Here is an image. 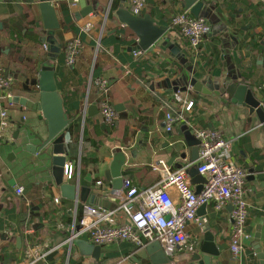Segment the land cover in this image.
<instances>
[{
  "label": "crops",
  "instance_id": "1",
  "mask_svg": "<svg viewBox=\"0 0 264 264\" xmlns=\"http://www.w3.org/2000/svg\"><path fill=\"white\" fill-rule=\"evenodd\" d=\"M145 1L139 15L149 14L156 25L175 31L167 33L169 47L153 46L151 51L134 55L137 37L113 16L122 0H89L92 6L98 5L84 17L79 14L81 0L76 4L51 0L60 24L52 36L43 27L40 0H0V68L4 75L7 69L13 79L12 97L38 99V72L50 58L57 91L71 118L67 160L74 163L75 177L65 182L79 180L81 186L90 188L91 199L97 196L100 207L107 209L116 207L120 196V191L112 194V184L104 174L116 151L126 155L123 178L146 188L160 179V173L151 167L159 160L170 170L195 161H191L192 147L179 129L186 120L199 128L218 130L230 142L234 161L245 170L249 205L245 228L252 237L233 255L229 249L231 205L216 209L209 202L202 218L198 216L201 223L186 225L189 247L169 253L159 242L160 248L150 247L156 241L142 246L123 241L101 246L97 256L83 255L77 246L70 247L74 240L70 244L66 240L73 222L82 215L83 205L99 203L65 197L51 175L50 148L37 153L26 149L27 145L29 150L32 146L35 149L46 134L39 112L5 99L0 100V109L7 113L6 128L0 131V264H184L187 254L202 243L205 226H209L219 250L218 256L211 257L215 264H257L252 247L257 231L264 253V124L254 112L232 103L222 92L228 82H241L264 105V0H203L215 8L208 20L210 32L196 51L171 25L172 16L184 10L182 0ZM123 6L130 10L127 0ZM84 27L88 31L83 32ZM76 36L83 45L74 64L68 65L64 45ZM44 39H53L55 45L51 46L59 52H49V43L41 42ZM192 77L208 85L211 93L191 89ZM100 78L109 86L108 103L120 109L115 110L118 119L113 126L105 124L99 112L103 97L95 81ZM165 79L177 86H167ZM176 96L191 99L194 105L171 132H166L165 113H179L182 108ZM94 107L97 113L91 110ZM81 158L86 163L81 164ZM98 180L103 185H97ZM192 184L194 189L200 185L193 178ZM18 186L23 188L22 195L15 192ZM168 193L175 204L179 202L174 187H169ZM75 239L89 242L85 237Z\"/></svg>",
  "mask_w": 264,
  "mask_h": 264
},
{
  "label": "built area",
  "instance_id": "2",
  "mask_svg": "<svg viewBox=\"0 0 264 264\" xmlns=\"http://www.w3.org/2000/svg\"><path fill=\"white\" fill-rule=\"evenodd\" d=\"M79 0H72V4ZM130 12L139 15L145 8V0H127ZM171 25L178 28L180 35L194 51L210 32L208 19L195 17L188 10H182L171 18ZM88 31L84 27L83 32ZM83 42L76 36L69 40L63 49L64 60L73 65L79 55ZM142 51H134V55ZM13 79L4 75L0 68V100L11 101ZM99 94L103 97L99 102L102 121L113 126L117 119L115 109L108 103V83L100 78L95 81ZM179 93V91L177 92ZM182 102L179 113L167 111L164 116V130L171 132L176 124L183 120V113H189L194 105L193 100L176 96ZM6 109H0V131L6 128ZM190 132L198 139V157L194 162L170 170L164 161L151 165L160 173V179L146 188H139L129 178H123L119 201L113 209L91 204H84L81 217L73 222L72 230L67 238L69 244L75 238L85 237L93 245L108 246L119 242H129L134 246H142L147 241H157L165 252L172 253L175 248L189 247V237L185 231L190 222L201 223L196 214L202 204L213 202L216 209L231 205V229L229 249L233 255L243 249L244 240L252 237L245 228L248 217L247 191L244 187L245 170L234 161L230 142L215 129L196 127L186 120ZM191 167L204 178L199 193H196L192 178L188 174ZM75 177V167L71 160L64 163L63 181ZM96 184L103 185L101 180ZM174 187L179 195V202L174 203L168 188ZM22 195L23 188H15ZM58 199L56 198L55 201ZM78 226V228H77Z\"/></svg>",
  "mask_w": 264,
  "mask_h": 264
},
{
  "label": "water",
  "instance_id": "3",
  "mask_svg": "<svg viewBox=\"0 0 264 264\" xmlns=\"http://www.w3.org/2000/svg\"><path fill=\"white\" fill-rule=\"evenodd\" d=\"M82 8L79 14L84 17L87 14L93 12L98 3L94 6L89 3V0H81ZM122 4L115 10L113 16L123 25L128 27L137 37V44L134 47V51H151L153 46H167L170 45V37L168 32L175 31L165 25H156L149 14L135 15L130 12ZM181 6L184 10H188L191 15L195 17H204L211 21V11L215 8L214 5L206 4L203 0H182ZM39 9L41 11L43 27L48 30V35L52 36L55 30L60 28L57 13L52 5L51 0H40ZM42 43H49L47 50L51 53H58L59 49L52 47L55 45L53 39L42 40ZM8 70H5V75H7ZM167 86H177V84L170 83L169 79H165ZM204 85V86H203ZM226 87L222 92L226 93L232 103H238L246 106L250 113L254 112L258 120L264 124V105L256 99L250 88L244 83L237 81H230L225 84ZM38 99L36 101L27 100L24 97H12L11 101L19 103L32 111L39 112L38 118L42 119L45 127L46 134L43 137L41 143L37 145L34 149L29 150V145L26 149L31 153H37L42 149L50 148V158H51V175L55 185L59 187L61 192H64L65 197L75 201L81 202H98L97 196H93L89 193L90 188L84 187L79 184V180H74L73 183L63 181L64 163L69 155L68 147L66 144L67 127L71 122V118L68 117L64 110L63 99L57 91L55 83V71L52 63H50V58L43 62L38 72ZM189 86L191 89L210 94L212 89L208 85L198 82L194 77L189 81ZM208 88L209 90L205 89ZM181 90H179L180 92ZM94 113L98 110L96 107L93 109ZM115 110L119 111L117 107ZM91 114V112L89 111ZM180 131L187 142L188 145L192 147L191 149V161H194L198 157V144L199 141L190 132L187 125H182ZM19 130L15 131V138ZM126 155L123 151L119 150L113 154L112 160L110 162L108 170L105 171V178L112 184V194L118 195V191L122 189V166L125 164ZM188 174L193 178V182L200 183V185L195 186V192L199 193L202 187L204 178L199 175L196 171V167L189 169ZM118 200H116V203ZM101 206V202H98ZM206 204H202L198 207L196 214L200 218L204 215V208ZM246 220L245 225L247 224ZM78 228V226H77ZM259 229V228H258ZM204 238L197 250L189 252L186 258L183 260L184 264H215L211 257H216L219 255V250L214 243V235L209 231V226H205L203 230ZM260 232L257 231L254 234V241L252 247L255 250L258 263L264 264V253L261 252L260 245ZM77 246L83 255L97 256L100 254L101 246L93 245L83 239H74L73 243L70 245ZM160 248L159 243L156 241L150 245V247ZM149 251V247H146ZM164 253V252H163ZM166 261L167 259L164 258Z\"/></svg>",
  "mask_w": 264,
  "mask_h": 264
},
{
  "label": "trees",
  "instance_id": "4",
  "mask_svg": "<svg viewBox=\"0 0 264 264\" xmlns=\"http://www.w3.org/2000/svg\"><path fill=\"white\" fill-rule=\"evenodd\" d=\"M115 6H116V2H115V4H113V7H115ZM62 11H63V14H65V15L67 14V8L66 7H63L62 8ZM63 56H64V53H63ZM67 147H68V153L70 154V152H69V150H70L69 145H67ZM83 163H86V162L84 161V159L81 158V164H83ZM81 171H82V169H81Z\"/></svg>",
  "mask_w": 264,
  "mask_h": 264
}]
</instances>
